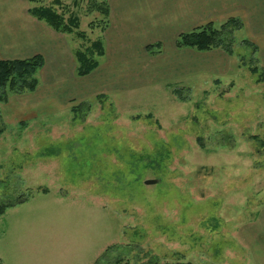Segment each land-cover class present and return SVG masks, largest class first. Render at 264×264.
I'll list each match as a JSON object with an SVG mask.
<instances>
[{"label":"rangeland","instance_id":"rangeland-1","mask_svg":"<svg viewBox=\"0 0 264 264\" xmlns=\"http://www.w3.org/2000/svg\"><path fill=\"white\" fill-rule=\"evenodd\" d=\"M23 1L79 26L64 34L32 16V34L66 39L65 72L52 56L35 91L0 88V204L29 197L0 216V264H264L262 24L232 16L241 23L216 54L183 58L167 43L133 54L126 84L115 73L81 99L66 78L78 77L76 49L106 47L105 0Z\"/></svg>","mask_w":264,"mask_h":264},{"label":"crops","instance_id":"crops-1","mask_svg":"<svg viewBox=\"0 0 264 264\" xmlns=\"http://www.w3.org/2000/svg\"><path fill=\"white\" fill-rule=\"evenodd\" d=\"M23 2L0 0V59H25L41 53L45 54L47 65H50L53 56L55 70L65 72L66 62L70 58L66 39L54 37L47 44L48 31L44 27L37 29V35L32 34L30 25L38 27L41 24L35 20L32 22L29 12L31 7H25ZM109 4L111 25L105 33L106 56L103 62L88 76L77 77L75 80L66 78V82L70 79L75 84V92H78L81 99L95 95V91L101 87L111 85L116 75L118 80L114 81L117 83L115 86L126 84V77L122 78L121 74L127 68L137 69L138 66L133 54H148L147 47L156 43V39L163 46L167 43L164 48L166 52L171 51V55L177 56L180 53L185 58V54L194 53L202 57L211 52L216 54L219 49L209 52L178 49L176 39L180 33L192 31L204 22L211 21L210 19L236 14L246 15L249 22L262 24L264 29V0H109ZM42 32H45V36L39 34ZM59 62L63 63L60 67L56 65ZM181 65V72H192L190 61L183 60ZM165 71V68L157 69L156 75L160 76Z\"/></svg>","mask_w":264,"mask_h":264},{"label":"trees","instance_id":"trees-1","mask_svg":"<svg viewBox=\"0 0 264 264\" xmlns=\"http://www.w3.org/2000/svg\"><path fill=\"white\" fill-rule=\"evenodd\" d=\"M29 1L35 2L38 0ZM107 1L108 0H105L104 4L100 6V9L108 18L110 9L109 2ZM29 12L33 17L60 33H72L79 26V21L76 16L66 18L65 15L59 13L53 5L34 6L30 8ZM237 23H241V21L237 18L230 17L225 25H223V28L218 29L213 21H209L196 27L192 31L180 33L176 39V46L178 49L190 48L200 52H209L219 47L226 50L225 48L227 46L224 45L225 39L222 37V33L225 32L228 24L233 25ZM79 34L84 35L83 32H79ZM147 50L150 53H156L157 50L161 51V43L151 44L147 47ZM105 54V40L102 37L91 41V44L87 45L86 48L81 47L76 49L74 52L76 59V75L78 77H85L93 73L101 65V58L104 57ZM45 65L46 58L41 53L25 59H0V88L7 86L16 89L18 92H22L25 88L32 92L35 91L38 86V80L35 76ZM253 71L256 72V68H253ZM81 105H83V103L75 106L74 110L80 109ZM0 182L2 181L0 180ZM28 200L29 197L23 194L19 196V200L15 202L12 200L4 201L0 204V216L3 215L8 208L25 203ZM95 264H101L100 260H97Z\"/></svg>","mask_w":264,"mask_h":264},{"label":"water","instance_id":"water-1","mask_svg":"<svg viewBox=\"0 0 264 264\" xmlns=\"http://www.w3.org/2000/svg\"><path fill=\"white\" fill-rule=\"evenodd\" d=\"M158 180L156 179H149V180H146V184H154V183H157Z\"/></svg>","mask_w":264,"mask_h":264}]
</instances>
